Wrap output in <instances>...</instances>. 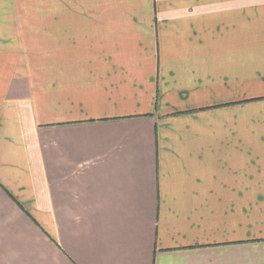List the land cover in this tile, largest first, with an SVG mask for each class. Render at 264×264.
<instances>
[{
  "label": "crops",
  "instance_id": "crops-1",
  "mask_svg": "<svg viewBox=\"0 0 264 264\" xmlns=\"http://www.w3.org/2000/svg\"><path fill=\"white\" fill-rule=\"evenodd\" d=\"M0 264H264V0H0Z\"/></svg>",
  "mask_w": 264,
  "mask_h": 264
}]
</instances>
